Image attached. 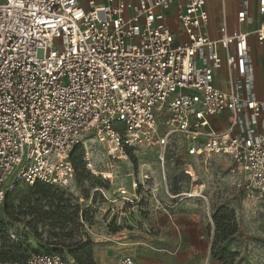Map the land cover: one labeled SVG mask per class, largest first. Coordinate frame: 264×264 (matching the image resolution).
Returning a JSON list of instances; mask_svg holds the SVG:
<instances>
[{
    "label": "built area",
    "instance_id": "built-area-1",
    "mask_svg": "<svg viewBox=\"0 0 264 264\" xmlns=\"http://www.w3.org/2000/svg\"><path fill=\"white\" fill-rule=\"evenodd\" d=\"M220 1L214 37L208 0H0V234L7 193L20 182L70 187L80 146L96 148L111 168L132 150L156 151L165 176L175 153L189 175L192 161L224 156L234 184L264 193V92L254 57L264 45V0L257 16L252 0H240L237 23L252 27L233 31L228 0ZM143 166L133 187L156 197V170ZM101 178L111 185L114 174ZM184 195L207 200L203 188ZM26 248L23 260L0 264H74ZM118 264L136 261L125 254Z\"/></svg>",
    "mask_w": 264,
    "mask_h": 264
},
{
    "label": "rangeland",
    "instance_id": "rangeland-1",
    "mask_svg": "<svg viewBox=\"0 0 264 264\" xmlns=\"http://www.w3.org/2000/svg\"><path fill=\"white\" fill-rule=\"evenodd\" d=\"M83 2L87 7V0ZM257 47L262 52V46ZM198 64H202L200 59ZM223 76L221 73V86ZM260 88H264L262 80ZM182 157L180 153L173 154V160L166 164L165 176L156 160V151L132 150L127 160L118 161L111 168L96 148L78 147L74 157L76 179L70 187L62 189L43 182L17 183L7 193L1 216L4 228L17 238L2 236V251L13 246L17 257L28 252L26 247H29L34 251L61 253L74 264H117L124 254L136 257L138 244L134 236L145 234L152 237L153 243L148 245L153 251H184L193 245H175L172 239L179 235V217L191 214L206 223L204 233L209 240L205 262L264 264V193L234 184L231 163L224 156L212 157L207 163L192 161L193 175L186 174ZM145 163L156 170L159 184L156 197L163 200L167 210L159 208L156 197L149 191L141 186L133 187ZM110 171L114 174L111 185L101 178L102 173ZM119 187L129 191L127 197L133 201L122 199L123 195L117 192ZM201 188L207 200L184 195ZM167 189L173 197L168 196ZM101 191L106 192L108 199ZM135 191L138 198L131 196ZM77 193L85 197L81 204ZM194 231L188 234L194 235Z\"/></svg>",
    "mask_w": 264,
    "mask_h": 264
},
{
    "label": "crops",
    "instance_id": "crops-1",
    "mask_svg": "<svg viewBox=\"0 0 264 264\" xmlns=\"http://www.w3.org/2000/svg\"><path fill=\"white\" fill-rule=\"evenodd\" d=\"M252 4V13L254 16H257V0H252ZM208 5L212 18V29H210V32L212 36L216 37L218 34L216 29L217 25L223 17V6L220 0H208ZM239 6L240 0L227 1L226 15L231 31L236 28L245 30L246 28L252 27L250 24L240 25L237 23L236 13ZM261 49L262 52L258 51V47L256 46L254 51L255 64L257 68V89L259 93L264 92V88H260L261 80L264 82V45L261 47ZM76 196L79 197L80 194L77 193ZM137 218L138 219L136 220V223L139 220V215H137ZM143 222L148 223V220H144ZM192 224H194V226H191ZM178 226L179 235L172 239L174 242L173 244L193 245L192 247H186L184 251L156 252L153 251L148 245L153 243L151 239L152 237H150L148 234L137 235L134 236V240L138 244L136 257L131 254L134 256L136 264H205L207 262L204 261L205 246L209 240L207 235L204 233L206 229V223L199 220L197 215L186 214L179 217ZM192 229H195L193 232L194 235L188 234L190 232L192 233ZM115 239L116 237H114V240Z\"/></svg>",
    "mask_w": 264,
    "mask_h": 264
},
{
    "label": "trees",
    "instance_id": "trees-1",
    "mask_svg": "<svg viewBox=\"0 0 264 264\" xmlns=\"http://www.w3.org/2000/svg\"><path fill=\"white\" fill-rule=\"evenodd\" d=\"M75 153H76V150H75V152H74V154H73V162H74V165H75ZM75 168H76V166H75ZM20 183H24V182H20ZM37 183H39V181L38 182H36L35 184H37ZM25 184H27V183H25ZM17 185V184H16ZM15 185V186H16ZM28 185V184H27ZM14 186V187H15ZM13 187V188H14ZM65 192V191H64ZM69 196V195H68ZM73 197V196H72ZM3 226H4V222H3ZM5 230H7L6 228H4V230H3V232L0 234V239H1V237L2 236H6V237H8L9 238V235L7 234V232L5 231ZM9 248V250H3L2 251V248H1V246H0V258L3 260V261H15V260H23L24 259V257H25V252H22L19 256H15V251L13 250V246L11 247H8Z\"/></svg>",
    "mask_w": 264,
    "mask_h": 264
}]
</instances>
